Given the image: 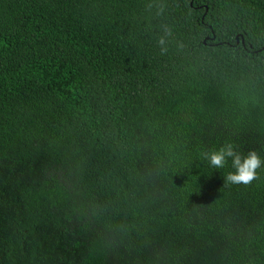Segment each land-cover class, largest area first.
Segmentation results:
<instances>
[{"label":"trees","instance_id":"16d2710c","mask_svg":"<svg viewBox=\"0 0 264 264\" xmlns=\"http://www.w3.org/2000/svg\"><path fill=\"white\" fill-rule=\"evenodd\" d=\"M226 141L264 158V0H0V264H264Z\"/></svg>","mask_w":264,"mask_h":264},{"label":"clouds","instance_id":"9594fccd","mask_svg":"<svg viewBox=\"0 0 264 264\" xmlns=\"http://www.w3.org/2000/svg\"><path fill=\"white\" fill-rule=\"evenodd\" d=\"M156 8V15H163L166 5L163 2L149 3L147 8L151 10ZM162 35L158 38V45L161 54H166L169 50L168 45L173 36V29L171 26L165 24L161 25ZM181 45H179L180 47ZM211 167L222 169L231 161V167L234 171L228 172L224 176V186L233 185H249L254 180L259 179L258 170L264 167V158H262L256 150H250L246 154L239 151L237 146L232 142L226 141L219 149L206 151L202 153Z\"/></svg>","mask_w":264,"mask_h":264}]
</instances>
